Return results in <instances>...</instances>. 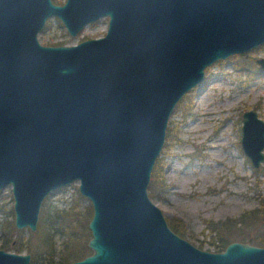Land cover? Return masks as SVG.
Listing matches in <instances>:
<instances>
[{
  "label": "water",
  "instance_id": "obj_1",
  "mask_svg": "<svg viewBox=\"0 0 264 264\" xmlns=\"http://www.w3.org/2000/svg\"><path fill=\"white\" fill-rule=\"evenodd\" d=\"M52 15L72 36L102 16L108 29L44 46ZM263 43L264 0H0V192L11 186L16 228L35 230L44 199L78 181L93 254L71 264H264L249 243L195 247L147 190L179 101L214 62ZM241 132L259 168L264 121L246 111ZM29 258L0 250V264Z\"/></svg>",
  "mask_w": 264,
  "mask_h": 264
},
{
  "label": "rangeland",
  "instance_id": "obj_2",
  "mask_svg": "<svg viewBox=\"0 0 264 264\" xmlns=\"http://www.w3.org/2000/svg\"><path fill=\"white\" fill-rule=\"evenodd\" d=\"M107 25L108 18H100L73 37L52 17L39 32L38 40L44 45L77 44L103 36ZM261 58L264 43L218 60L205 69L202 84L186 93L174 108L164 145L154 164L158 165V174L153 172L154 167L151 172L149 197L162 211L168 226L177 224L183 238L201 250L213 252L217 240L228 236L226 232H212L211 222L230 225L246 212L264 209V161L254 168L240 142L246 111H255L264 121V69L257 63ZM78 186L75 181L44 200L48 199L46 204L51 210H66L73 203L77 209L73 219L75 229L84 235L88 212L92 214L93 209L90 201L79 193ZM41 208L39 220L47 212L45 206L41 214ZM72 213L73 210L69 214ZM234 226L239 227L237 223ZM235 227L236 236L253 237L258 231ZM33 234L28 229L15 228L11 186L6 187L0 192V244L5 241L15 251L19 250L15 253L27 254L39 242ZM62 240V236H56L57 251ZM43 258L40 255L37 260Z\"/></svg>",
  "mask_w": 264,
  "mask_h": 264
},
{
  "label": "trees",
  "instance_id": "obj_3",
  "mask_svg": "<svg viewBox=\"0 0 264 264\" xmlns=\"http://www.w3.org/2000/svg\"><path fill=\"white\" fill-rule=\"evenodd\" d=\"M157 167L158 165L156 164L153 169V172H155V174H158V171H156ZM78 197L80 196L78 195ZM46 203H48V199L44 200L42 204L41 214L43 211H45V206L47 208V212H45L43 218H40L38 223V230L35 234V237L39 239V242L36 246H31V249L28 250V252L32 256V262L30 264H67L71 261L83 258L89 253L86 243L90 237L89 231L87 232V223H89L92 217L91 211L88 212V215L90 216L89 219L88 217L86 219V233L84 235H81L75 229V225L73 223V219L75 218L74 215L77 212V209L74 207L73 203H71L69 208L66 210L48 209L50 207H47ZM71 210H73L72 215L69 214ZM235 221V223H237L239 226L238 228L234 226L235 223L233 224V221L230 225L211 222L209 228L210 230H212V232H216L217 234L221 232L228 233L227 237H220L219 240H217L213 252L223 251L226 246L233 241H239L264 247V209L246 212L239 218L235 219ZM177 226V224L175 226L170 225L171 230L183 238V231ZM234 227L237 229H245L246 231L249 229H251L252 231H258L253 237L249 235L243 236L242 234H238L236 236L234 235L235 232H233L235 231L233 229ZM57 235H61L64 238V253L55 258L54 243L55 237ZM231 235H233V238L230 240L229 237H231ZM212 244L214 245V242H212ZM10 247L11 246H9V244L5 241L1 244V248L10 249ZM40 255L44 258L41 259V261H38L37 258Z\"/></svg>",
  "mask_w": 264,
  "mask_h": 264
},
{
  "label": "flooded vegetation",
  "instance_id": "obj_4",
  "mask_svg": "<svg viewBox=\"0 0 264 264\" xmlns=\"http://www.w3.org/2000/svg\"><path fill=\"white\" fill-rule=\"evenodd\" d=\"M51 1V3L53 4V5H57V6H62L63 4H65L66 3V1L67 0H65L63 3H58L57 2V0H50ZM52 17H56L61 23H62V21L60 20V18L58 17V16H56V15H52V16H49V17H47V19L45 20V23H44V25L42 26V28L38 31V33H37V39H38V34H39V32L44 28V26H45V24H46V22H47V20L48 19H50V18H52ZM103 17H107L108 18V23H109V17L108 16H102V17H100V18H103ZM100 18H98V19H96L95 21H92V22H89L87 25H85L84 27H86V26H88V25H90V24H92V23H94V22H96V21H98ZM62 25H63V23H62ZM64 26V25H63ZM65 27V26H64ZM83 27V28H84ZM83 28L79 31V32H81L82 30H83ZM65 29H66V27H65ZM107 29H108V25H107ZM107 29H106V31H105V34H106V32H107ZM66 32H67V34L69 35V36H72L68 31H67V29H66ZM78 32V33H79ZM77 33V34H78ZM76 34V35H77ZM105 34L103 35V36H101V37H97V38H91V39H98V38H102V37H104L105 36ZM75 35V36H76ZM75 36H73V37H75ZM86 40H89V39H85V40H83V41H86ZM39 41V40H38ZM83 41H81V42H83ZM81 42H79V43H81ZM40 43V42H39ZM79 43H77V44H79ZM41 44V43H40ZM66 43H59V44H53V45H44V44H41V45H44V46H54V47H56V46H72V45H77V44H72V45H65ZM72 184V183H71ZM70 185V184H69ZM90 222V221H89ZM38 223H39V219H38V221H37V224H36V229L35 230H32L30 227H28V226H26V227H23V228H21V229H18V228H16V226H15V228L17 229V230H22V229H28V230H30V231H32V232H34V236H35V234H36V232H37V230H38ZM14 225H15V220H14ZM88 225H89V223H88ZM89 233H90V237H89V239H88V241H87V243H86V245H87V248H88V250H89V253L87 254V255H85L83 258H81V259H78V260H75V261H71V262H69V263H67V264H71V263H74V262H77V261H81V260H83L85 257H87V256H90V255H92L93 254V249H91L90 247H89V241L91 240V232H90V230H89ZM59 234V233H58ZM61 236V235H60ZM36 238V237H35ZM64 239V238H63ZM55 240H56V237H55ZM2 244V243H1ZM1 244H0V250H3V251H5V252H7V253H14V254H17V255H29L30 256V258H29V261H28V263L27 264H30L31 262H32V256H31V254L28 252L27 254H20V253H15V252H18L19 250H17V251H15L16 249H13V246H11L10 247V249H4V248H1ZM13 244V243H12ZM54 247H55V243H54ZM64 247H63V240H62V243H61V249L59 250V251H57L56 250V247H55V253H54V256H55V258H57L58 256H60V255H62L63 253H64ZM12 251H14V252H12Z\"/></svg>",
  "mask_w": 264,
  "mask_h": 264
},
{
  "label": "bare ground",
  "instance_id": "obj_5",
  "mask_svg": "<svg viewBox=\"0 0 264 264\" xmlns=\"http://www.w3.org/2000/svg\"><path fill=\"white\" fill-rule=\"evenodd\" d=\"M202 83H200V85H201ZM75 182V181H74ZM73 183V182H72Z\"/></svg>",
  "mask_w": 264,
  "mask_h": 264
}]
</instances>
